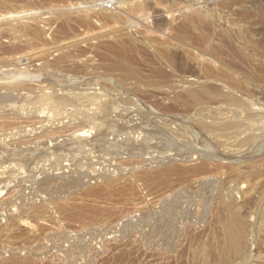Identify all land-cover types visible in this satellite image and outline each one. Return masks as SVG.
<instances>
[{"label": "rangeland", "instance_id": "1", "mask_svg": "<svg viewBox=\"0 0 264 264\" xmlns=\"http://www.w3.org/2000/svg\"><path fill=\"white\" fill-rule=\"evenodd\" d=\"M104 1L0 0V264H264V131L185 96L264 113V0Z\"/></svg>", "mask_w": 264, "mask_h": 264}, {"label": "bare ground", "instance_id": "2", "mask_svg": "<svg viewBox=\"0 0 264 264\" xmlns=\"http://www.w3.org/2000/svg\"><path fill=\"white\" fill-rule=\"evenodd\" d=\"M225 1V0H224ZM227 2V1H226ZM243 1L241 2H237V4H241ZM249 2V1H248ZM256 3V2H255ZM223 4V3H222ZM232 4V3H231ZM244 4V3H243ZM232 6V5H231ZM247 7V6H246ZM142 9V8H141ZM127 10V9H126ZM145 10V9H144ZM105 11H107L105 9ZM131 11V10H129ZM29 12V11H28ZM34 12V11H33ZM33 12L29 14L33 15ZM27 14V13H26ZM26 14H22V15H26ZM145 14V13H144ZM237 14V13H236ZM28 15V14H27ZM122 15V14H121ZM140 15V14H139ZM21 16V15H20ZM118 16V15H117ZM144 16V15H142ZM24 17V16H22ZM246 19V18H245ZM249 20V19H248ZM242 21V20H241ZM128 24V23H127ZM234 24V23H233ZM144 28V27H143ZM133 30V29H132ZM196 35V34H195ZM156 41V40H155ZM187 41V40H186ZM165 42V41H164ZM196 43V42H195ZM206 44V43H205ZM197 47V46H196ZM216 47V46H215ZM201 49V47H200ZM133 50V49H132ZM204 50V49H203ZM111 51V50H110ZM117 53H120L118 52V50H116ZM206 51V50H205ZM208 51V50H207ZM122 52V51H121ZM244 52V51H243ZM117 55V54H115ZM119 55V54H118ZM118 57V56H117ZM125 57V56H124ZM133 60V59H132ZM127 61V60H126ZM212 61V60H211ZM213 62V61H212ZM126 63V62H125ZM124 61L123 62H120L118 67L121 68V70H128L130 68H126V65H125ZM128 63V62H127ZM193 63V62H192ZM130 64V63H129ZM172 64V63H170ZM213 64V63H212ZM134 65V64H133ZM217 65V64H216ZM219 67V66H218ZM133 70L129 71V72H132ZM136 71V70H135ZM138 72V71H137ZM140 72V71H139ZM124 73V72H122ZM135 73V72H134ZM163 73V72H162ZM168 73V72H167ZM211 73V72H210ZM128 74V73H127ZM136 74V73H135ZM130 75V74H129ZM166 75V74H165ZM141 76V75H140ZM227 76V75H226ZM126 77V76H125ZM160 77V76H159ZM163 78H164V75H163ZM167 78V77H166ZM222 80V79H221ZM140 81V80H139ZM224 81V79H223ZM233 85L231 87H229L230 89L227 91V92H223L221 91L219 88H216V87H208L206 85H200L198 87H191L187 90H185V96L188 100H190L191 102L195 104H199V103H202L203 100H214L215 102L217 103H227V105L233 107L234 109L231 110V112H229V115L224 117L225 114H228V113H225L223 114L222 112H219L217 115L218 116V119L216 120V122L210 126V128L215 131L216 133H218L217 135H219V137L221 138H224L226 137L227 139H229L231 136H236V134H240L238 136H241V133H246L245 135H247V137L245 138V140H241L243 143H252L254 138H258L256 136L257 133H261L262 131H264V113L262 110H258L256 108H254L252 106V104L246 102V100H244L243 98H239L238 96L235 95V93L233 92L234 90V86L235 85V81L232 82ZM138 84V82H137ZM193 84V83H192ZM140 86V84H138ZM213 85V84H212ZM150 86V85H149ZM152 86V85H151ZM155 86V85H154ZM237 88V87H236ZM84 92V91H83ZM70 94V93H69ZM94 94V93H93ZM180 95V94H179ZM54 96V95H53ZM87 96V94H86ZM84 96V97H86ZM140 96V95H139ZM138 96V98H139ZM151 96V95H150ZM182 96V95H180ZM184 96V97H185ZM41 97V96H40ZM90 97V96H88ZM87 98V97H86ZM18 99V98H17ZM69 100V99H68ZM180 100V99H179ZM178 100V101H179ZM98 102V101H97ZM106 102V101H105ZM99 103V102H98ZM101 103V102H100ZM104 103V102H103ZM128 103V102H127ZM130 103V102H129ZM39 104V103H38ZM190 104V103H189ZM132 105V103H131ZM193 106V105H192ZM109 107V106H108ZM24 108V107H23ZM258 108V107H257ZM103 110V109H101ZM229 110V111H230ZM46 111V110H45ZM49 111V110H48ZM104 111V110H103ZM225 111H228V110H225ZM106 112V111H105ZM141 112V111H140ZM110 113V112H109ZM120 113V112H118ZM117 113V114H118ZM143 113V112H141ZM40 114V112H39ZM44 114V113H43ZM75 114V113H74ZM121 114V113H120ZM139 114V113H138ZM42 115V114H41ZM47 115V114H46ZM119 115V114H118ZM128 115V114H127ZM40 116V115H38ZM53 116V115H52ZM123 116V115H121ZM28 117V116H27ZM35 117V115H34ZM32 118V117H31ZM48 118V117H47ZM77 118V117H76ZM131 119V118H130ZM139 119V118H138ZM48 120V119H47ZM88 120V118H87ZM115 120V119H114ZM137 120V119H135ZM140 120V119H139ZM41 121V120H40ZM39 121V123H41ZM85 121V120H84ZM34 122V121H33ZM37 122V121H36ZM43 122V121H42ZM86 122V121H85ZM84 122V123H85ZM87 122H90V121H87ZM129 122V121H128ZM142 122V119L141 121ZM150 122V121H149ZM213 122V121H212ZM53 123V122H52ZM144 121H143V125H144ZM168 123V122H167ZM87 124V123H85ZM90 124V123H89ZM88 124V125H89ZM147 124V123H146ZM151 124V123H150ZM94 125V124H93ZM132 125V124H131ZM135 125L136 122H135ZM210 125V124H209ZM84 126V125H83ZM141 126V125H140ZM52 127V126H51ZM79 127V126H77ZM91 127V126H90ZM135 127H138L135 126ZM37 128V127H35ZM80 128V127H79ZM38 129V128H37ZM74 129V128H73ZM82 129H85V127H82L81 131H75L73 133H80L77 138H81V139H85V137H89L88 133L90 131L93 132L92 130H82ZM64 130V129H63ZM62 130V131H63ZM78 130V128L76 129ZM135 130V129H134ZM133 130V131H134ZM138 130V129H137ZM73 131V130H72ZM212 131V132H213ZM64 132V131H63ZM57 133V132H56ZM62 133V132H61ZM68 133V132H67ZM89 133V134H90ZM136 133V132H135ZM174 133V132H173ZM258 134V135H259ZM69 135V134H68ZM95 135V134H94ZM256 136V137H255ZM75 137V136H74ZM73 137V138H74ZM93 137V135H92ZM260 137V136H259ZM36 140V139H35ZM232 140V139H231ZM84 141V140H83ZM87 141V140H86ZM101 141V140H100ZM89 143V141H88ZM98 143V142H97ZM248 143V144H250ZM45 144V143H44ZM77 144V143H76ZM99 144V143H98ZM70 145V144H69ZM80 145V144H79ZM85 145H88L87 143ZM101 145V143H100ZM72 146V145H71ZM75 146V145H74ZM83 146V145H82ZM76 147V146H75ZM87 147V146H86ZM56 148V147H55ZM66 148V147H65ZM88 149H90L89 147H87ZM105 148V147H104ZM253 148V147H252ZM107 149V148H105ZM256 149V148H255ZM68 150V149H66ZM83 150V149H82ZM87 150V149H86ZM91 150V149H90ZM94 150V149H93ZM103 150V149H102ZM104 151V150H103ZM108 151V150H107ZM105 152V151H104ZM103 152V153H104ZM262 152V150H261ZM76 153V152H75ZM166 154V153H165ZM100 155V154H99ZM172 155V154H171ZM177 155V154H176ZM78 157L80 155H77ZM89 156V155H88ZM90 157V156H89ZM76 158V157H75ZM80 158V157H79ZM86 158V157H85ZM93 158V157H92ZM263 158V157H262ZM60 159V158H59ZM78 159V158H77ZM82 159V157H81ZM88 159H91V158H88ZM94 159V158H93ZM99 159V158H98ZM98 159H95L98 161ZM101 159V158H100ZM79 160V159H78ZM260 160V159H259ZM87 161V160H86ZM89 161V160H88ZM94 161V160H93ZM58 162V161H57ZM78 162V161H77ZM90 162V161H89ZM96 162V161H95ZM74 163V162H73ZM156 163V162H155ZM230 164L231 166V163H228ZM72 165V164H71ZM175 165V164H174ZM184 165V164H183ZM222 165V164H221ZM90 166V165H89ZM229 166V165H228ZM240 166V165H239ZM251 166H247V168H250ZM232 167H229L228 169H230ZM207 169V168H206ZM205 169V170H206ZM244 169H246L244 167ZM255 169V168H254ZM258 169V168H257ZM77 170V169H75ZM220 170V169H219ZM213 171V170H212ZM222 171V170H220ZM227 171V170H226ZM249 171V170H248ZM77 172V171H76ZM79 172V171H78ZM87 172V171H86ZM106 172V171H105ZM225 172V171H224ZM236 172V171H235ZM82 173V172H81ZM218 173V172H217ZM69 174V173H68ZM248 174V173H246ZM259 174V173H258ZM58 175V174H57ZM79 175V174H78ZM56 176V175H55ZM62 176V175H61ZM74 176V175H73ZM82 176V175H81ZM97 176V175H96ZM105 176V175H104ZM110 176V175H108ZM237 176V175H235ZM248 176V175H247ZM252 176V175H251ZM65 177V176H64ZM242 177V176H240ZM255 177V176H254ZM69 178V177H68ZM100 179H103V178H100ZM133 179V178H132ZM63 180V179H62ZM97 180V179H96ZM116 181H119L117 179H115ZM130 180V179H129ZM52 181V180H51ZM82 181V180H81ZM80 181V182H81ZM222 181V179H221ZM112 182V181H111ZM59 183V182H58ZM86 183V182H85ZM111 184V183H110ZM85 185V184H84ZM78 187V186H77ZM80 188V187H78ZM109 188V187H108ZM72 189V188H71ZM107 191V190H106ZM105 191V192H106ZM83 192V191H82ZM113 192V190L111 191ZM84 193V192H83ZM85 194V193H84ZM104 194V192H103ZM80 195V194H79ZM74 196V195H73ZM48 206V205H47ZM40 208V207H39ZM49 208V206H48ZM222 209V208H221ZM241 209V208H240ZM226 212V211H225ZM227 213V212H226ZM228 215V214H227ZM244 222V221H243ZM228 232H227V240H226V245L227 247H229V249L231 250L232 253H235V254H242V250H243V247H244V241H245V232H246V229L245 227H243V224L242 222L240 221V217L235 214L234 212L230 213L229 214V218H228ZM246 247V246H245Z\"/></svg>", "mask_w": 264, "mask_h": 264}, {"label": "built area", "instance_id": "3", "mask_svg": "<svg viewBox=\"0 0 264 264\" xmlns=\"http://www.w3.org/2000/svg\"><path fill=\"white\" fill-rule=\"evenodd\" d=\"M117 2H118V0H105L103 3V7L107 8V9L112 8L114 5H116Z\"/></svg>", "mask_w": 264, "mask_h": 264}]
</instances>
